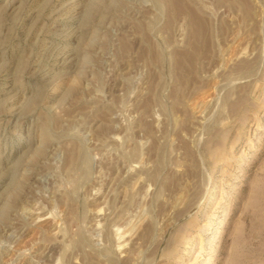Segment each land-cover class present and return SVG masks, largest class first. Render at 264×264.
Here are the masks:
<instances>
[{
    "label": "rangeland",
    "instance_id": "1",
    "mask_svg": "<svg viewBox=\"0 0 264 264\" xmlns=\"http://www.w3.org/2000/svg\"><path fill=\"white\" fill-rule=\"evenodd\" d=\"M0 264H264V0H0Z\"/></svg>",
    "mask_w": 264,
    "mask_h": 264
}]
</instances>
